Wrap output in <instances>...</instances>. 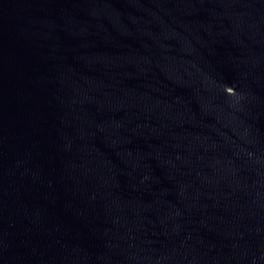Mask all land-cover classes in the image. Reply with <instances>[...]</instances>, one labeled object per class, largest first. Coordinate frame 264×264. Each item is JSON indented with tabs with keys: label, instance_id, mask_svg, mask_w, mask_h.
<instances>
[{
	"label": "water",
	"instance_id": "water-1",
	"mask_svg": "<svg viewBox=\"0 0 264 264\" xmlns=\"http://www.w3.org/2000/svg\"><path fill=\"white\" fill-rule=\"evenodd\" d=\"M0 264H264V0H0Z\"/></svg>",
	"mask_w": 264,
	"mask_h": 264
},
{
	"label": "clouds",
	"instance_id": "clouds-1",
	"mask_svg": "<svg viewBox=\"0 0 264 264\" xmlns=\"http://www.w3.org/2000/svg\"><path fill=\"white\" fill-rule=\"evenodd\" d=\"M230 88H231V87H230ZM232 89H233V88H232ZM231 95H235V91H234V89H233V91H232Z\"/></svg>",
	"mask_w": 264,
	"mask_h": 264
}]
</instances>
